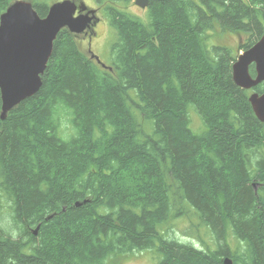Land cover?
<instances>
[{
    "label": "trees",
    "instance_id": "obj_1",
    "mask_svg": "<svg viewBox=\"0 0 264 264\" xmlns=\"http://www.w3.org/2000/svg\"><path fill=\"white\" fill-rule=\"evenodd\" d=\"M14 1L0 0V16ZM114 1L111 67L62 29L38 92L4 120L0 99V264L143 251L158 264H264V123L248 102L264 83L232 80L264 35V0H149L146 22ZM226 33L243 38L235 55L206 40ZM184 218L202 247L169 239Z\"/></svg>",
    "mask_w": 264,
    "mask_h": 264
},
{
    "label": "water",
    "instance_id": "obj_2",
    "mask_svg": "<svg viewBox=\"0 0 264 264\" xmlns=\"http://www.w3.org/2000/svg\"><path fill=\"white\" fill-rule=\"evenodd\" d=\"M148 2L149 0H135L134 4L145 9ZM76 9L72 1H64L52 5L47 15L40 18L30 2L17 0L0 16L2 120L11 109L34 96L40 89L41 76L58 33L62 29H67L72 34H80L85 30L89 19L85 15L75 17ZM251 66L254 68V77L249 72ZM232 80L244 90H251L264 83V35L236 58L232 65ZM248 102L257 120L264 123V93H251ZM36 233L37 229L33 231L34 235ZM224 264L231 262L225 259Z\"/></svg>",
    "mask_w": 264,
    "mask_h": 264
},
{
    "label": "rangeland",
    "instance_id": "obj_3",
    "mask_svg": "<svg viewBox=\"0 0 264 264\" xmlns=\"http://www.w3.org/2000/svg\"><path fill=\"white\" fill-rule=\"evenodd\" d=\"M126 10H128L132 14L145 17V20L143 19V21L146 22L145 10L134 7L132 4H129ZM95 37L96 38H93L91 42H88L86 39H82L80 37L77 38V42L80 46L81 51L87 57H91L92 55H94L104 67H111L113 62L111 54V44L115 40L114 31L106 27L105 23L102 22V24H100L96 28ZM206 40L209 42V45H222L223 47L229 49L233 55H235L238 51L239 43L241 42V40H243V38H238V36L232 33H226V35L219 38L217 36L212 38V36L209 35ZM195 114H191V126H189V128L193 133L199 134L204 131V125L200 117ZM188 224L189 223L186 218L171 222L170 226L173 228V232L168 233L169 239H175L186 244H192L194 247H202L195 236H188L186 235V232H184V230L190 231ZM200 235L204 241H207L208 235L206 233L204 234L200 232ZM159 260L160 256L155 254L154 252L143 251L140 253H134L129 257L119 260V264H158Z\"/></svg>",
    "mask_w": 264,
    "mask_h": 264
},
{
    "label": "flooded vegetation",
    "instance_id": "obj_4",
    "mask_svg": "<svg viewBox=\"0 0 264 264\" xmlns=\"http://www.w3.org/2000/svg\"><path fill=\"white\" fill-rule=\"evenodd\" d=\"M27 2H30L32 6L34 4H37V7L43 8L47 10V13L49 11V8L56 4L61 3L64 1H72L76 5V12L74 16L79 15H85L86 18L89 19V21L86 24L85 30L80 34H73L77 40V38L86 39L88 42L95 39L96 35V28L100 24L105 23L106 27H109V23L104 16L105 11L107 10V7H110L111 10H115L117 8V4L114 0H25ZM135 0H132L129 4H132L134 7H137L134 4ZM148 7V6H147ZM139 8V7H137ZM141 9V8H140ZM147 10V8L142 9Z\"/></svg>",
    "mask_w": 264,
    "mask_h": 264
},
{
    "label": "bare ground",
    "instance_id": "obj_5",
    "mask_svg": "<svg viewBox=\"0 0 264 264\" xmlns=\"http://www.w3.org/2000/svg\"><path fill=\"white\" fill-rule=\"evenodd\" d=\"M144 116V115H143Z\"/></svg>",
    "mask_w": 264,
    "mask_h": 264
}]
</instances>
